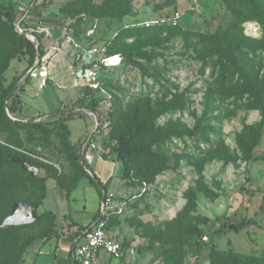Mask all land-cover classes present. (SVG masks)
I'll list each match as a JSON object with an SVG mask.
<instances>
[{
  "label": "rangeland",
  "instance_id": "1",
  "mask_svg": "<svg viewBox=\"0 0 264 264\" xmlns=\"http://www.w3.org/2000/svg\"><path fill=\"white\" fill-rule=\"evenodd\" d=\"M236 1L249 13L264 10V0ZM0 5L19 12L12 28L0 11V91L27 68L24 77L39 74L46 78L44 85L56 86L60 75L85 54L120 49L121 63L103 66L99 75L121 102L117 123L104 130L102 142L113 154L120 136L130 134V145L139 147L132 162L142 173L133 190L113 197L116 203L125 202L107 216L108 231L125 243L120 261L264 264V125L252 155L245 152L249 136L264 121V20L236 24L227 0H0ZM176 11L181 17L175 25L132 27ZM14 30L39 40V59L36 54L30 67ZM212 34L224 37L225 45L213 43ZM98 53L90 65L99 62ZM32 80L37 86L39 77ZM24 90L16 92L22 103ZM45 97L44 90L24 94L27 115L10 111L0 97V155L15 154L12 163H2L1 172L19 182L1 194L0 209L5 211L10 212L12 198L34 202L40 193V183L20 169L27 170L24 162L37 169L36 176L56 173L70 185L78 179L69 143L90 131V120L82 112L84 117L68 124L43 118L44 125L34 126L41 119L29 114L47 110ZM77 100L60 108L71 109ZM105 102L101 98L98 103L104 117L109 108L102 113L100 107ZM7 117L30 124L18 127ZM108 160L118 165L114 177L119 181L111 187L129 186L121 181L122 161L115 154ZM89 169L98 173L96 161ZM46 185L38 214L53 209L60 223L70 214L98 210L99 188L87 176L78 179L70 194L53 178ZM47 220L0 236V264H25L22 250L49 227Z\"/></svg>",
  "mask_w": 264,
  "mask_h": 264
},
{
  "label": "trees",
  "instance_id": "2",
  "mask_svg": "<svg viewBox=\"0 0 264 264\" xmlns=\"http://www.w3.org/2000/svg\"><path fill=\"white\" fill-rule=\"evenodd\" d=\"M227 2L229 4V7L232 10L234 17H235L236 24H242L243 22L248 21V20H256V19L258 20L260 18H261V20H264V10H260V8L257 11V14L249 13V12H246L242 8V6H240L238 4V2L236 0H227ZM0 11L6 16V18H7L6 22L12 28H14V25H15L16 19H17V17H16L17 15H16V12L14 11V8L10 5H8V6H1L0 5ZM169 15H171V14H169ZM169 15H166V16H169ZM138 23L139 22H136L135 25L132 27H141V29H148V28H152L154 26V25H151V26L146 27V26L138 24ZM166 25H163V26H166ZM170 25L171 24H169V26ZM129 27H127V28H129ZM14 32L16 35H18L22 38V41L20 43V47L22 50H24L23 52L29 56V67H30L35 62L36 51H37L36 50V43L34 41H32L30 38L23 35L22 33L16 32L15 30H14ZM36 36L38 37V35H36ZM210 37L213 39V41H212L213 43H215L219 46L225 45L224 37L219 36L217 34H212V35H210ZM119 50L120 49H117L116 47H111V48L107 49V51L105 52V55L109 56V55L117 54L119 52ZM15 56L16 55L13 54V55H11V58H14ZM11 58H9L6 61L4 70H6L10 66V59ZM237 66H239V68H241V66L239 64ZM26 71H28V68L25 70V72ZM24 73L13 76V78L8 83V85H6L5 87H2L1 91H0V97H1L3 104L5 105V103H6L7 108L10 111H13L14 113H21L22 112V102H21V99L18 98V96L16 95V92L18 89L24 90V85L28 84L30 81V76L24 77ZM99 80H100V76H99ZM103 87H104V85H103ZM5 100H6V102H5ZM100 101H101V98L97 95L96 91H94L92 89H86L85 95L83 97L79 98L74 103V105L71 109H63V108L59 107V108H56V109H54L48 113H41V114H39L33 118V120H36V119H41V120L38 122L37 121L33 122L32 124L34 126L44 125L45 121H42L43 118L52 119L50 121L51 124H55L57 121L63 122L64 124H67V121L73 119L74 117H84L85 116L84 113H82L80 111H76L74 109H77V108L79 110L80 109H87V110L98 113V103ZM120 108H121V102L116 97V95L115 96L112 95L109 111L107 112L106 117H105V121L107 122L106 128L110 129V128H113L115 126V124L117 123V120L119 118V115H120ZM7 118L12 124H15L18 127H22V126H26V125L30 124L28 121H16V120L10 119L9 117H7ZM99 122H100V125L98 126L97 131L103 132L106 128L104 129L102 127L104 121L101 120V117H100ZM263 125H264V121H261L257 124V128L249 136L248 143L245 144V152L247 153L248 156L252 155L255 145L258 143V141L260 139ZM94 136L95 135H92L90 138L94 139ZM131 139H132V136L130 134L121 135L119 138L120 143L116 148L112 149V153L116 155L117 159L122 161L123 173H122L121 177L125 181L129 182L130 184L136 185V184L141 182L140 176L142 175V173L135 170V166L132 162V160H133L132 157H134L138 153L139 147L136 145H130ZM84 142L85 141H82L79 144H75V143H71V142L69 143V149L72 151V154H73L74 158H76L78 166H79L78 179L81 176H87L89 178V180L94 185L98 186L99 194H100V197L102 198L106 194V191H107L106 184H103L95 174H93V173L90 174L88 172V166L85 165V163H83L81 161L82 147H83ZM14 155H15L14 153H7L5 155H0V166L2 165V163H6V162L12 163L11 157ZM15 164L20 166L19 163H15ZM20 169L22 171H25L26 173H28L30 180H32L33 182L40 183V193L38 195V198L34 202H30L27 200V202L30 203L36 209V211L42 205L43 200L46 197V194H47L46 182L49 178L55 179L56 184L60 187L65 188L68 194L70 193L72 186H74L75 183L78 181V179H77L76 181L73 182L72 185H70L68 183L67 184L64 183L62 181V178L59 175H57L56 173H48L47 175H38L36 177H33L30 174V172H28L27 170H24L21 166H20ZM5 175H6V173L1 172V167H0V199H1L2 193L10 192L13 188H15L16 184L17 185L19 184L18 181H9V179H7ZM14 201L17 202V201H23V200H17L16 201L15 198H12L10 205ZM8 214H9V208L6 211L3 209H0V236L6 235V234L12 232L14 229H17L19 227H27V226H30L32 224L37 223L38 221H41L42 219H45V218L48 219L47 221L49 222V227L46 230L39 231V233H37L32 238H30V240L27 242V244L24 246V248L22 250L23 256H24L27 248L30 246V244L34 240H36L38 238L47 237L49 232L51 231L52 227L55 225V223H54V221H55L54 212L53 211H46V212H43L41 214H38L39 219L35 223L28 224V225H21V226L13 225V226H10L7 228H3L1 226V224ZM98 214L99 213H97V215ZM103 218L106 220V224H107V218L108 217H103ZM106 224H105V228L107 229ZM89 226L90 225L84 226V227H82V229H84V228L86 229V227L88 228ZM122 244L125 248V243L122 242ZM210 264H213L212 261Z\"/></svg>",
  "mask_w": 264,
  "mask_h": 264
},
{
  "label": "crops",
  "instance_id": "3",
  "mask_svg": "<svg viewBox=\"0 0 264 264\" xmlns=\"http://www.w3.org/2000/svg\"><path fill=\"white\" fill-rule=\"evenodd\" d=\"M14 0H11V3L13 4ZM16 14H19V12L16 10ZM97 54H100L96 52ZM97 54H85L83 57V60L77 64V66L74 68V66H70V71H65L62 75H60L59 81L55 82L56 86L51 85H44L43 82L46 80V78L40 77L39 74H35L34 77H39V80L37 82V86L33 82V78L30 80L29 84L25 87V90L23 91V94L21 96L23 100V107H22V114H24V94H27L29 91L33 93L34 96L38 93V90H44L47 97H45L46 102H48V105L46 106L45 111L50 112L54 110L55 108L60 107L63 103L72 100V99H79L83 97L86 93V89H90L86 86L84 80H82L78 75L80 74V67L82 65H90V60L95 59L97 57ZM103 56V53H101ZM102 68V67H101ZM98 70V75L101 74L102 69ZM47 77V76H46ZM36 86V87H35ZM52 87V88H51ZM73 88H77V91H74ZM93 90V89H92ZM96 91V90H94ZM97 95L100 96V98H105L106 95L102 91H96ZM104 109L100 107V111L103 113L107 108H109L110 104L108 102L104 103ZM79 110V109H77ZM80 110H86V117L90 120V131L88 130L82 135V137L75 143H78L84 136L86 138L84 141H86L88 138H90L92 135L94 136V140L97 143V147L99 149V152H95L93 155V162L88 166V171L90 174H95L100 181L103 184H106L107 186V194H111L114 196H121L125 192L133 190L132 184H129V186L119 183L116 187H111L113 181H119L115 179L114 175L116 174V167L118 166L114 161L108 160L112 157L113 154L108 153V151L105 149L102 137L104 136V131L99 132L97 131V126L101 120L105 121L104 114L100 115L98 112H93L87 109H80ZM39 110H33L29 115L30 116H37L41 113ZM100 116V117H99ZM69 121H67L68 124ZM69 126V125H68ZM71 132V131H70ZM74 143V142H73ZM97 163V171L92 172L89 167L93 165L94 163ZM122 172L120 174V177L123 173V166L121 168ZM121 181H125L121 177ZM70 194V193H69ZM47 197V194H46ZM45 197V198H46ZM104 197V196H103ZM103 197H100L99 194V207L98 210L93 214H81L80 216H73L69 215L65 218L64 222H57L56 213L52 210L47 211H53L55 214V225L52 227L51 231L49 232L48 236L45 238H38L34 240L30 246L27 248L26 252L30 248L31 255L28 253L30 257L26 258L27 254L25 252L24 254V262L25 264H71L72 256H73V248L74 243L76 240L79 239L84 229L82 227L87 225H92L98 218L97 213H99V208L101 201L103 200ZM44 198V199H45ZM44 201V200H43ZM115 201V200H114ZM116 203V202H115ZM119 203V202H118ZM46 212V211H44ZM87 228V227H86ZM108 231V229H107ZM109 232V231H108ZM109 234H111L109 232ZM112 235V234H111ZM114 236V235H113ZM32 248V249H31ZM112 260H117L119 264H126V262H122L121 259H115L111 257L106 252H102L100 254V258L97 262V264H112ZM200 264H207V263H200Z\"/></svg>",
  "mask_w": 264,
  "mask_h": 264
},
{
  "label": "built area",
  "instance_id": "4",
  "mask_svg": "<svg viewBox=\"0 0 264 264\" xmlns=\"http://www.w3.org/2000/svg\"><path fill=\"white\" fill-rule=\"evenodd\" d=\"M192 1L194 4L199 3V0ZM180 17V11H176L169 16L142 21L138 24L146 27L164 23L175 25ZM93 52H101L103 56L99 59L98 63L83 67L80 70V78L84 80L88 88L104 92L106 95L104 99H107L109 104H111L112 94L101 84L98 70L103 66L112 67L118 65L121 63L122 57L119 54L105 55V49H94ZM99 125L100 122L98 123ZM106 126L107 122L104 121L102 127L105 129ZM97 151L99 152L96 141L88 138L82 147L81 161L89 166L93 162L94 153ZM124 202L115 203L113 195L107 193L104 195L100 204L98 219L88 228L84 229L79 239L74 243L71 264H97L102 252H106L115 259L123 257L125 248L121 241H118L113 235L109 234L105 228L106 220L103 217H107L109 213L114 211L115 207L120 204L123 205Z\"/></svg>",
  "mask_w": 264,
  "mask_h": 264
},
{
  "label": "water",
  "instance_id": "5",
  "mask_svg": "<svg viewBox=\"0 0 264 264\" xmlns=\"http://www.w3.org/2000/svg\"><path fill=\"white\" fill-rule=\"evenodd\" d=\"M36 54L37 60L39 59V40L36 38ZM37 63L34 64L32 70L35 69ZM86 65H82L80 70L83 69ZM80 112H86V110H76ZM25 169L30 170L33 176H36L37 169L30 166L28 163H23ZM39 219L36 209L27 201H17L14 202L9 214L3 220L1 226L7 228L13 225L21 226L35 223Z\"/></svg>",
  "mask_w": 264,
  "mask_h": 264
}]
</instances>
